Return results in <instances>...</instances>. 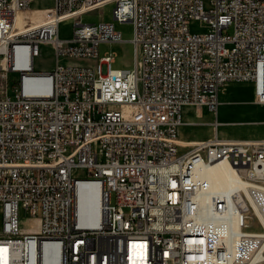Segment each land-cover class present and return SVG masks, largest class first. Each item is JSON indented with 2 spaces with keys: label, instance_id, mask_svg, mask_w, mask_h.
I'll return each instance as SVG.
<instances>
[{
  "label": "built area",
  "instance_id": "built-area-1",
  "mask_svg": "<svg viewBox=\"0 0 264 264\" xmlns=\"http://www.w3.org/2000/svg\"><path fill=\"white\" fill-rule=\"evenodd\" d=\"M110 2L116 20L134 25L133 69L99 56L100 43L123 40L115 22L82 21ZM32 3L0 0V264H47L51 253L55 264H262L264 139L216 135L186 146L179 133L184 108L217 113L229 81H253L264 103V0ZM68 17L71 35L62 36ZM43 45L55 52L53 70L35 68ZM221 164L237 177L240 204L228 207L232 190L213 191L218 223L198 221L204 204L188 191L186 167L203 166L206 188L204 174ZM80 184L96 186L85 222ZM235 211L245 212L242 226H232ZM131 216L144 230L129 229ZM223 229L243 234L239 256Z\"/></svg>",
  "mask_w": 264,
  "mask_h": 264
},
{
  "label": "rangeland",
  "instance_id": "rangeland-1",
  "mask_svg": "<svg viewBox=\"0 0 264 264\" xmlns=\"http://www.w3.org/2000/svg\"><path fill=\"white\" fill-rule=\"evenodd\" d=\"M54 0H33L32 8H51ZM115 4L108 3L100 10L90 11L82 15L85 23L99 21L115 22L116 29L121 32L122 41H107L100 43L98 47L99 56L108 53L115 54L112 67L118 69H133L135 66V47L132 41L134 37V25L131 21H118L114 18L113 9ZM31 18H35L31 16ZM24 19V13L19 17L18 24ZM35 22V21H34ZM73 20H65L61 24V35H71ZM205 26L195 22L192 29H204ZM1 62V59H0ZM90 62H93L90 60ZM56 65L55 52L49 45H43L40 56L35 58L36 70H53ZM1 72V71H0ZM9 81L16 82L19 73L9 72ZM252 86L255 88L252 90ZM257 85L253 81H229L220 89L219 98L221 105L217 113L205 107L197 105L190 106L193 112L192 120L195 124H185L182 133L189 137L209 138L216 135L225 140L263 139L264 138V103L258 102L256 95ZM189 117V116H188ZM217 133H214V126H217ZM221 122V123H220ZM181 133V134H182ZM183 138V135L181 136ZM76 174L85 176L83 169H77ZM24 218H30L23 214ZM26 225V223H25ZM1 226V225H0ZM264 264V262L262 263Z\"/></svg>",
  "mask_w": 264,
  "mask_h": 264
},
{
  "label": "bare ground",
  "instance_id": "bare-ground-1",
  "mask_svg": "<svg viewBox=\"0 0 264 264\" xmlns=\"http://www.w3.org/2000/svg\"><path fill=\"white\" fill-rule=\"evenodd\" d=\"M20 13L17 17V24ZM69 20V17L66 18ZM217 123V121H215ZM186 174H188V191L195 192V201L198 204H204L196 207V219L198 221H209V223H218V216H221V208L216 207L215 198H213V191L226 193L231 191V196L228 198V207H235L240 204V190H233L237 184V177L233 174L232 169L227 164H221L209 169L204 174V181L206 188H199L203 179V166H187ZM96 189L93 184H80L78 187L77 209L78 215L82 222L90 219V207L88 204L89 192ZM243 219H245L244 211H235L232 214V226H242ZM129 229L131 231L144 230V220L139 216H131L129 220ZM262 238L264 240V231H262ZM171 241H178V233H171ZM243 242V234L231 229H223L222 243L228 249L230 256H239L240 248L234 242ZM55 249V247L51 246ZM263 259V258H262ZM56 263V254H49L47 264ZM229 264H237V261H229ZM248 264H254L249 262ZM261 264V263H260Z\"/></svg>",
  "mask_w": 264,
  "mask_h": 264
},
{
  "label": "crops",
  "instance_id": "crops-1",
  "mask_svg": "<svg viewBox=\"0 0 264 264\" xmlns=\"http://www.w3.org/2000/svg\"><path fill=\"white\" fill-rule=\"evenodd\" d=\"M255 88L252 86V90H254ZM257 91H258V88L256 90V94H257ZM255 92V90H254ZM220 95V94H219ZM220 99V98H219ZM260 102V101H258ZM220 105H221V100H220ZM220 107V106H219ZM191 107L190 106H186L183 110V121L184 123L182 124V126L180 127V133H179V140L180 142L183 144V145H186V146H189V145H192L194 144L196 141H199V140H205V139H208V138H199V137H189L187 135H185V133L183 134L182 133V127L183 125L185 126V124L189 123V124H195L196 122L190 118H192L194 115H193V112H191ZM192 115V117H191ZM189 116V117H188ZM215 122V121H214ZM218 122L217 121V126H214V133L216 134L217 133V127H218ZM221 123V122H220ZM182 133V134H181ZM183 135V138L184 139H181V136ZM218 136V135H217ZM219 138L223 139L222 137L218 136ZM211 138V137H209ZM264 139V138H263ZM189 147H183L182 149L183 150H186L188 149Z\"/></svg>",
  "mask_w": 264,
  "mask_h": 264
}]
</instances>
